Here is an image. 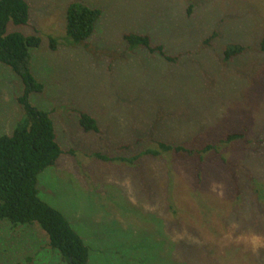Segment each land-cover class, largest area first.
<instances>
[{"label": "rangeland", "instance_id": "rangeland-1", "mask_svg": "<svg viewBox=\"0 0 264 264\" xmlns=\"http://www.w3.org/2000/svg\"><path fill=\"white\" fill-rule=\"evenodd\" d=\"M26 1L28 25L7 32L41 38L32 72L45 89L29 101L50 112L62 149L39 175V196L91 248L88 264H264V250L223 239L233 220L264 235V0ZM72 2L102 10L87 44L67 42ZM126 33L176 59L130 50ZM230 44L246 50L225 61ZM23 94L0 63V136L24 118ZM81 113L101 132L85 131ZM234 133L243 139L201 164L181 154L93 157L129 159L155 141L197 149ZM27 263L68 264L39 224L0 222V264Z\"/></svg>", "mask_w": 264, "mask_h": 264}, {"label": "trees", "instance_id": "trees-1", "mask_svg": "<svg viewBox=\"0 0 264 264\" xmlns=\"http://www.w3.org/2000/svg\"><path fill=\"white\" fill-rule=\"evenodd\" d=\"M101 15L102 10L97 7L72 2L67 8V42L73 45L87 44ZM29 18L30 6L26 0H0V63L9 67L24 85V94L18 99L24 109V118L18 122L12 135L0 136V222L8 221L13 226L37 223L48 235L50 246L58 251L65 263L88 264L91 248L70 221L39 196V175L56 163L62 149L50 112L33 107L29 101L31 94L42 93L45 89L32 72L31 49L41 45V38L7 32L10 22L16 26H26ZM124 40L130 50L141 47L168 61L176 59L166 54L163 45L153 44L148 35L126 33ZM50 47L57 49L55 38H50ZM260 49L264 52V35ZM245 50L242 44H230L224 59L230 61ZM80 124L87 132H101L97 120L88 113H81ZM241 139L242 133L229 134L217 143H207L197 149L155 141L153 147L129 159L111 158L100 153H94L93 157L103 161L134 163L145 157L181 154L201 164L208 154H220L224 146Z\"/></svg>", "mask_w": 264, "mask_h": 264}, {"label": "clouds", "instance_id": "clouds-1", "mask_svg": "<svg viewBox=\"0 0 264 264\" xmlns=\"http://www.w3.org/2000/svg\"><path fill=\"white\" fill-rule=\"evenodd\" d=\"M221 185L213 183L211 190L216 192ZM222 191L218 195H222ZM242 225L238 221H231L228 225V230L225 232L223 239L237 247L243 246L245 250H250L254 255L259 256L260 252L264 250V235L257 233L253 228L249 227L241 231ZM237 233H239L237 235Z\"/></svg>", "mask_w": 264, "mask_h": 264}]
</instances>
